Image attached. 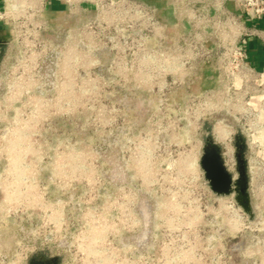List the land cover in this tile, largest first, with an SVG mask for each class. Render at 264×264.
Wrapping results in <instances>:
<instances>
[{
    "label": "rangeland",
    "instance_id": "374dc122",
    "mask_svg": "<svg viewBox=\"0 0 264 264\" xmlns=\"http://www.w3.org/2000/svg\"><path fill=\"white\" fill-rule=\"evenodd\" d=\"M152 8L153 30L142 20L117 31L125 15L58 12L10 33L0 264H28L39 251L62 264H214L203 138L208 126L222 142L225 127L233 156L235 136L248 142L245 116L219 93L226 82L213 64H180V19ZM258 155L248 148V159ZM250 166L261 206L264 179ZM238 219L234 211V264H260L264 224Z\"/></svg>",
    "mask_w": 264,
    "mask_h": 264
},
{
    "label": "built area",
    "instance_id": "2783aa9c",
    "mask_svg": "<svg viewBox=\"0 0 264 264\" xmlns=\"http://www.w3.org/2000/svg\"><path fill=\"white\" fill-rule=\"evenodd\" d=\"M51 1L0 0V24L7 26L13 34L19 21L45 18L49 14ZM55 1L66 5L67 12L79 18L112 14L120 20V16L125 15V19L128 16L125 26L117 22L115 28L120 32L125 31V28H130L127 30L131 31L136 22L142 20L150 24L151 28L153 24L157 25L153 10L142 0ZM234 1L239 5V13L227 7L229 0H167L173 13L180 19V27L187 28L184 33L180 32V64H213L217 68L221 80L226 82L219 93L227 100L237 99L239 103L233 107H240L245 116L243 120L248 133V148L261 149L262 155L248 159L249 170L251 174L254 172L250 163L260 165L261 178L264 179V82H257L259 75L247 61L245 53L246 40L251 37L264 40V30L251 27L248 23V20L257 22L264 19V0ZM262 206L263 209L259 210L262 214L259 216L258 213V218L251 221L243 209L233 203L232 219L235 211L236 216L245 220L248 225H255L257 222L258 225L264 224V205ZM262 252L260 264H264V241Z\"/></svg>",
    "mask_w": 264,
    "mask_h": 264
},
{
    "label": "flooded vegetation",
    "instance_id": "af4514ba",
    "mask_svg": "<svg viewBox=\"0 0 264 264\" xmlns=\"http://www.w3.org/2000/svg\"><path fill=\"white\" fill-rule=\"evenodd\" d=\"M2 53L0 54V67L2 60ZM210 127L207 126V133ZM213 134V133H212ZM205 135V136H206ZM205 136L203 138V149L206 146ZM214 137V135H213ZM215 144H210V147H218L222 155V163L226 171L231 175L232 180L236 181L239 178V171L241 167V161H244L245 166L248 170V176L250 181V193H251V202L255 212V219L258 218L259 210L263 209L257 202L255 193L253 190L252 175L249 170L248 162V145L245 139L241 134L235 136L232 145L234 147L233 156L232 152L229 154V151L224 146L222 142H218L214 137ZM223 143V144H221ZM201 159V158H200ZM231 162V163H230ZM213 178L217 179V173H213ZM222 184L221 181H215V185L219 187ZM211 205L208 214V224H205L209 227L208 231L204 229V233L208 240V247L211 251V259L214 264H234V242H233V219H232V204L239 206L236 202V194L223 195L220 194L217 190L209 187ZM205 237V238H206ZM244 240L241 242V248L244 247ZM63 257L50 254L46 251L36 252L28 260V264H62Z\"/></svg>",
    "mask_w": 264,
    "mask_h": 264
},
{
    "label": "water",
    "instance_id": "95a60500",
    "mask_svg": "<svg viewBox=\"0 0 264 264\" xmlns=\"http://www.w3.org/2000/svg\"><path fill=\"white\" fill-rule=\"evenodd\" d=\"M205 142L206 146L203 149L200 166L204 171V177L208 186L223 195H229L232 193L236 194V202L250 217V220L253 221L255 219V212L251 202L248 170L244 161H241L239 178L234 181L223 166L222 155L218 147H210V144H215L211 128L208 129V134L205 136ZM214 172L217 173V179L213 178ZM217 180L222 182L219 187L215 185V181Z\"/></svg>",
    "mask_w": 264,
    "mask_h": 264
},
{
    "label": "crops",
    "instance_id": "0c3cea01",
    "mask_svg": "<svg viewBox=\"0 0 264 264\" xmlns=\"http://www.w3.org/2000/svg\"><path fill=\"white\" fill-rule=\"evenodd\" d=\"M144 4L150 8V10H153L155 7L158 9L159 13H167V11H172L170 6L168 5L167 0H142ZM227 7L239 13V5L234 0H229ZM49 14L53 15L58 12H67V6L57 2L55 0H52L49 5ZM248 23L251 27H258L262 30H264V19L252 22L248 20ZM187 30L185 26L180 27V32L183 33ZM9 36L10 31L7 26L0 24V54L3 53L4 50L10 45L9 43ZM264 39V35L262 36ZM245 53H246V59L248 62H250L256 69L259 77L257 78L258 83L264 82V40L258 37H251L248 40H246L245 43ZM3 63V60H1V64Z\"/></svg>",
    "mask_w": 264,
    "mask_h": 264
},
{
    "label": "bare ground",
    "instance_id": "6f19581e",
    "mask_svg": "<svg viewBox=\"0 0 264 264\" xmlns=\"http://www.w3.org/2000/svg\"><path fill=\"white\" fill-rule=\"evenodd\" d=\"M221 127L223 128V126H221ZM224 128H225V127H224ZM224 128H223V129L220 128V129L218 130V137H219V139L222 140V141H224V140L226 139V137H228V135H229V133H230L229 131L224 130ZM228 151H229V154H231L232 151H231L230 148H228ZM194 162H195V161H194ZM260 191H261V190H260ZM260 198H261V196H260ZM238 220H239V219H238ZM236 222H237V221H236ZM234 223H235V222H234ZM237 224H239V222H238ZM237 224H236V225H237ZM239 225H240V224H239ZM239 225H238V226H239ZM237 228H238V227H237Z\"/></svg>",
    "mask_w": 264,
    "mask_h": 264
}]
</instances>
